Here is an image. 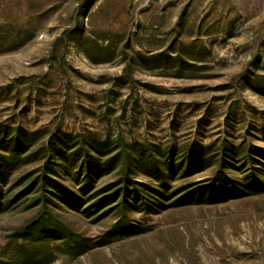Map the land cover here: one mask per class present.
Wrapping results in <instances>:
<instances>
[{
    "label": "rangeland",
    "instance_id": "374dc122",
    "mask_svg": "<svg viewBox=\"0 0 264 264\" xmlns=\"http://www.w3.org/2000/svg\"><path fill=\"white\" fill-rule=\"evenodd\" d=\"M0 264H264V0H0Z\"/></svg>",
    "mask_w": 264,
    "mask_h": 264
},
{
    "label": "trees",
    "instance_id": "16d2710c",
    "mask_svg": "<svg viewBox=\"0 0 264 264\" xmlns=\"http://www.w3.org/2000/svg\"><path fill=\"white\" fill-rule=\"evenodd\" d=\"M129 163V162H127ZM95 170V166H93L92 164H88L87 165V172H88V175H91L93 173V171ZM126 197V196H125Z\"/></svg>",
    "mask_w": 264,
    "mask_h": 264
}]
</instances>
